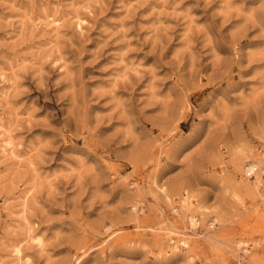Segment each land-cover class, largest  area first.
<instances>
[{"label": "rangeland", "instance_id": "obj_1", "mask_svg": "<svg viewBox=\"0 0 264 264\" xmlns=\"http://www.w3.org/2000/svg\"><path fill=\"white\" fill-rule=\"evenodd\" d=\"M0 264H264V0H0Z\"/></svg>", "mask_w": 264, "mask_h": 264}, {"label": "bare ground", "instance_id": "obj_2", "mask_svg": "<svg viewBox=\"0 0 264 264\" xmlns=\"http://www.w3.org/2000/svg\"><path fill=\"white\" fill-rule=\"evenodd\" d=\"M242 163V162H241ZM260 164V163H259ZM251 166V168L252 169H256V171L258 170V169H260V168H258V164H256V163H253L252 165H250ZM261 170V169H260ZM255 171V172H256ZM262 171V170H261ZM254 174H256V173H254ZM256 178L258 179V176H256ZM246 188H248V187H246ZM191 220H192V222L194 223V225H197L198 224V222H197V219L195 218V216H193L192 218H191ZM182 243H185V241L183 240V242ZM186 244V243H185ZM18 251V250H17ZM17 254H21V252L20 251H18L17 252ZM20 257L22 258V256L20 255Z\"/></svg>", "mask_w": 264, "mask_h": 264}, {"label": "built area", "instance_id": "obj_3", "mask_svg": "<svg viewBox=\"0 0 264 264\" xmlns=\"http://www.w3.org/2000/svg\"><path fill=\"white\" fill-rule=\"evenodd\" d=\"M256 169H252L251 166L247 168L246 172L248 173V175H254Z\"/></svg>", "mask_w": 264, "mask_h": 264}]
</instances>
